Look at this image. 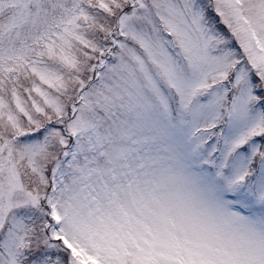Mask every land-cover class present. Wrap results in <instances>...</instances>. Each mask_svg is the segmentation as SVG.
<instances>
[{"label":"rangeland","instance_id":"374dc122","mask_svg":"<svg viewBox=\"0 0 264 264\" xmlns=\"http://www.w3.org/2000/svg\"><path fill=\"white\" fill-rule=\"evenodd\" d=\"M0 264H264V0H0Z\"/></svg>","mask_w":264,"mask_h":264}]
</instances>
